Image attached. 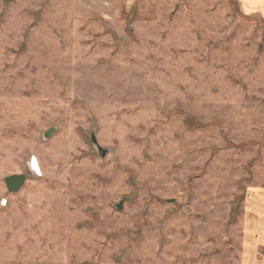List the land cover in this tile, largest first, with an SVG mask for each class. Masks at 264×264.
I'll return each mask as SVG.
<instances>
[{
  "label": "rangeland",
  "instance_id": "1",
  "mask_svg": "<svg viewBox=\"0 0 264 264\" xmlns=\"http://www.w3.org/2000/svg\"><path fill=\"white\" fill-rule=\"evenodd\" d=\"M0 264H264V0H0Z\"/></svg>",
  "mask_w": 264,
  "mask_h": 264
},
{
  "label": "water",
  "instance_id": "2",
  "mask_svg": "<svg viewBox=\"0 0 264 264\" xmlns=\"http://www.w3.org/2000/svg\"><path fill=\"white\" fill-rule=\"evenodd\" d=\"M91 140L93 142H95L94 138H92V137H91ZM98 150H100L102 155H104V150H102V149H98ZM24 182H25V175H22V174L21 175H18V174L11 175V176H8L4 179V184L7 188V190L10 192L18 191ZM116 207L118 209H121L122 208V201H120L118 204H116Z\"/></svg>",
  "mask_w": 264,
  "mask_h": 264
},
{
  "label": "flooded vegetation",
  "instance_id": "3",
  "mask_svg": "<svg viewBox=\"0 0 264 264\" xmlns=\"http://www.w3.org/2000/svg\"><path fill=\"white\" fill-rule=\"evenodd\" d=\"M33 161V160H32ZM31 161V162H32ZM31 162H29V165H28V170H26V172H24V173H18V175H25V182L23 183V185L26 183V181L28 180V178H29V176L32 174V173H36V169H34L33 168V166L31 165ZM34 162V161H33ZM11 175H15V174H11ZM11 175H9V176H11ZM8 177V176H7ZM5 179V178H4ZM22 185V186H23ZM22 186L20 187V189L22 188ZM6 187V186H5ZM7 189V188H6ZM19 189V190H20ZM8 191V190H7ZM10 192V191H9ZM16 192H18V191H16ZM16 192H10V193H16Z\"/></svg>",
  "mask_w": 264,
  "mask_h": 264
},
{
  "label": "bare ground",
  "instance_id": "4",
  "mask_svg": "<svg viewBox=\"0 0 264 264\" xmlns=\"http://www.w3.org/2000/svg\"><path fill=\"white\" fill-rule=\"evenodd\" d=\"M31 165L33 166L34 169L37 170V165H38V163L36 162V160H34V162L32 161V162H31Z\"/></svg>",
  "mask_w": 264,
  "mask_h": 264
},
{
  "label": "crops",
  "instance_id": "5",
  "mask_svg": "<svg viewBox=\"0 0 264 264\" xmlns=\"http://www.w3.org/2000/svg\"><path fill=\"white\" fill-rule=\"evenodd\" d=\"M250 1H256V2H258V0H250Z\"/></svg>",
  "mask_w": 264,
  "mask_h": 264
}]
</instances>
